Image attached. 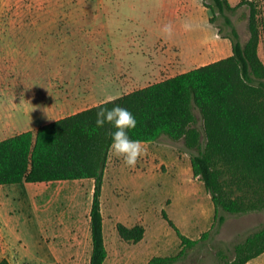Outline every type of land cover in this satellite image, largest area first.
Instances as JSON below:
<instances>
[{
  "label": "trees",
  "instance_id": "1",
  "mask_svg": "<svg viewBox=\"0 0 264 264\" xmlns=\"http://www.w3.org/2000/svg\"><path fill=\"white\" fill-rule=\"evenodd\" d=\"M203 4L213 15L211 23L214 16L225 19L229 30L223 38L230 41L232 54L126 93L114 104L128 109L137 121L128 131L131 139L149 144L166 136L196 151L190 154L192 174L210 195L214 222L220 227L223 212L242 215L264 209V63L259 56L264 1L242 0L232 6L229 0H203ZM241 6L249 11L245 43L227 15ZM97 105L0 141V185L94 181L90 264H104L107 258L101 195L114 131L108 124L96 127ZM162 217L176 232L181 250L175 256L154 257L148 264H175L209 236L205 232L198 240L190 239L165 211ZM116 229L123 241L133 244L146 232L142 224L118 223ZM262 254L264 226L217 253L223 264H247ZM0 264L10 263L4 259Z\"/></svg>",
  "mask_w": 264,
  "mask_h": 264
},
{
  "label": "rangeland",
  "instance_id": "2",
  "mask_svg": "<svg viewBox=\"0 0 264 264\" xmlns=\"http://www.w3.org/2000/svg\"><path fill=\"white\" fill-rule=\"evenodd\" d=\"M241 1L229 0L232 6ZM254 1L262 3L264 0ZM248 12L246 6H241L234 13H227L242 43L249 37ZM91 14L108 19L106 27L115 53L113 57L109 56L110 46L104 48L107 54L103 56L104 65H111L114 60L124 61V67L129 64V75L128 81L114 94L88 96L89 99L76 110H84L109 96L132 92L232 54L230 41L223 38L229 30L225 19L214 16L211 23L209 19L213 15L203 0H0V127H3L0 141L20 130L21 126H16L13 121L14 126L8 127V117H21V102L31 96L40 98V91L44 92L49 82L61 83V78L56 77L61 76V49L56 47L61 41V23H32V17ZM165 25H171L170 36L163 31ZM259 56L264 63V38L259 46ZM67 113H61V116ZM51 122L52 119H42L30 126ZM197 125L202 130L201 119ZM145 146L147 154L134 168L127 167L122 158L111 153L108 167L117 171L124 181L140 182L137 186L143 192V198L128 202L134 207L142 203L140 210L147 219L146 243H158L162 249L159 254L175 256L181 250L179 238L163 219L162 211L190 239L198 240L205 232L209 233L206 240L187 250L175 264H223L218 251L232 248L264 226L263 209L242 215L223 212L225 221L218 227L214 222L210 195L192 174L190 154L196 151H189L183 141H173L166 136ZM126 188L122 187L119 192L126 195ZM50 199L48 197L52 205ZM82 202L85 207V197ZM247 264H264V254Z\"/></svg>",
  "mask_w": 264,
  "mask_h": 264
},
{
  "label": "crops",
  "instance_id": "3",
  "mask_svg": "<svg viewBox=\"0 0 264 264\" xmlns=\"http://www.w3.org/2000/svg\"><path fill=\"white\" fill-rule=\"evenodd\" d=\"M32 20V23H61V41L56 45L61 49V76L56 75L61 83L49 82L44 92L40 91V98L31 96L21 102L24 118L8 117V127H13V123L21 126L13 135L37 130L40 126H30L34 121H56L83 110L76 107L89 99L88 96L114 94L128 81L129 75V64L124 67V61L114 60L111 65H104L103 56L107 55L104 48L110 46L109 56L115 53L106 16H34ZM64 112L68 113L61 116ZM126 184L130 186L126 188ZM138 184L124 181L107 165L101 195L107 249L104 264H148L154 257H167L159 254L162 249L158 243H146L147 219L140 210L142 203L135 207L129 203L144 196ZM122 187L128 189L126 195L119 192ZM93 192L91 179L0 185V262L6 259L10 264H90ZM47 196L53 200L52 205ZM118 223L128 227L144 225L143 240L136 244L123 241L116 229Z\"/></svg>",
  "mask_w": 264,
  "mask_h": 264
},
{
  "label": "clouds",
  "instance_id": "4",
  "mask_svg": "<svg viewBox=\"0 0 264 264\" xmlns=\"http://www.w3.org/2000/svg\"><path fill=\"white\" fill-rule=\"evenodd\" d=\"M163 31L170 36L171 25H165ZM115 99L116 97L109 96L102 104L97 105L99 111L96 113L95 124L97 128H102L105 124L112 126L114 131L111 133V154L122 158L127 167L134 168L137 161L147 154V147L143 141L129 137L128 131L136 127L137 121L128 109L114 104ZM108 103H113L114 106H103Z\"/></svg>",
  "mask_w": 264,
  "mask_h": 264
}]
</instances>
